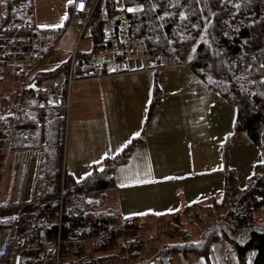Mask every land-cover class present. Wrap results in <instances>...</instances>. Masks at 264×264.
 <instances>
[{"label":"trees","instance_id":"1","mask_svg":"<svg viewBox=\"0 0 264 264\" xmlns=\"http://www.w3.org/2000/svg\"><path fill=\"white\" fill-rule=\"evenodd\" d=\"M12 4L10 2L9 6ZM96 7L86 32L91 51L105 44V16L119 7L128 11L134 33L144 38L151 52H171L172 47L181 45L184 32L204 26L205 38L196 43L188 66L235 105V130L244 132L262 154V161L256 164L245 187L237 186L232 170L225 173L220 202H225L228 208L197 240H190L189 234H193L187 231L189 234L179 242L163 244L154 255L132 263L171 264L173 253L208 255L213 243L224 240L234 250L240 264H246L249 259L251 264H264V71L260 66V62H264V0H101ZM32 10L33 3L29 12ZM3 23L7 26H0V44L26 35L30 30L24 17L16 11H8ZM82 54L83 57L88 55L87 52ZM67 66V61L62 62L34 79L39 82L63 70L66 73ZM34 91L44 95L30 90ZM159 102L155 89L147 119ZM47 123L51 125L49 136L55 155L50 166H46L45 160L43 166L46 167L41 171L54 177L49 183L51 187L38 200L33 194L31 201L21 206L16 216L5 224L14 229L19 264H109L112 255L104 253L111 249L125 250L118 242L121 231L116 228L117 214L94 209L90 200H82V195L113 187L114 166L126 161L141 137L132 138L117 156L105 158L102 171L94 169L76 180L64 169L61 182L63 121L47 118ZM40 182L42 180L38 184ZM70 183L75 186L73 190ZM259 210L263 212L262 217L255 221L254 214ZM88 239L94 241L87 248ZM140 244L138 237L131 239L125 251L135 258L141 250Z\"/></svg>","mask_w":264,"mask_h":264},{"label":"crops","instance_id":"2","mask_svg":"<svg viewBox=\"0 0 264 264\" xmlns=\"http://www.w3.org/2000/svg\"><path fill=\"white\" fill-rule=\"evenodd\" d=\"M72 4L73 1L68 4V9ZM66 22L59 28L61 33L55 44L69 27L70 38L75 35L73 27L68 20ZM90 49L91 43L87 50L81 51ZM125 65V71L105 77L99 105L88 115L82 112L87 80L74 82L70 99L72 111L66 158L74 165L93 161L100 162L103 167L105 158L117 156L132 138L141 137L126 161L114 166V186L103 192L89 193L93 208L127 217L171 214L186 205L219 201L223 196L225 173L232 170L237 180L235 168L229 165L235 105L196 75L186 62L177 70L156 69L153 72L143 70L139 59L127 60ZM116 69L113 59L106 61V72ZM55 84L54 88L58 90ZM155 89L160 102L147 119ZM42 92L55 109L54 103L59 96L50 98L47 89ZM209 147L221 151L223 172H200L191 167L203 159H210ZM12 163V157L6 156L5 164L11 169ZM173 166L180 168L173 172ZM66 172L76 180L84 177L77 178L74 170ZM145 180L150 182L144 183Z\"/></svg>","mask_w":264,"mask_h":264},{"label":"rangeland","instance_id":"3","mask_svg":"<svg viewBox=\"0 0 264 264\" xmlns=\"http://www.w3.org/2000/svg\"><path fill=\"white\" fill-rule=\"evenodd\" d=\"M71 1L74 2V0ZM10 2H13L12 6H9ZM31 3H33L32 13L29 12ZM69 3L70 0H0V26L3 28L7 26L6 23H3V19L8 11H16L24 17L26 23H28V27H30L29 29L35 28L36 26L40 29L62 28L67 24ZM118 4L122 5L120 2ZM203 30L204 26L193 32H184L180 39L182 42L181 45L172 47L169 51L174 53L179 60L188 62L193 55L196 43L205 38ZM52 31L54 32L53 37L41 40L40 50L35 54L33 63L24 65L16 64V66L13 62L9 60L7 62L3 60L4 58L0 57V92L10 93L18 90L26 81L34 78L36 75H41V72L44 70L55 68L58 64L70 57L77 43L75 35H72V38L69 36L71 28L69 27V29L63 31L56 44L54 42L59 32L57 30ZM28 33V35L32 34L33 30H29ZM12 41V38L7 40L4 46L15 48L14 46L16 45L11 44ZM89 44V39L84 36L77 49L79 51L82 49L87 50ZM260 63L264 71V62ZM116 74H119V72L106 77L115 76ZM105 81V77L100 80L87 79V92H84L85 100L82 106L83 113L87 112L88 115L98 107L99 98H101L102 94V83H105ZM54 83H57L58 90H55ZM75 84L69 89V108L64 118L62 141L64 155L62 153L59 172L61 182L64 178L63 164L69 173L74 170L77 178L84 176L86 172L102 167L100 162L95 163L93 161L87 162V164L74 165L70 158H66L67 140L70 137L68 134V124H70V114L72 111L69 104ZM40 85L47 89V94L50 98L63 95L67 90L64 70L53 77L41 80ZM29 121L28 114L19 112L16 119L11 123V129H8L9 131H0V260L8 258L12 263L14 257L12 254L8 255L7 251L8 246L14 243V229L5 226V224L16 216L21 206L31 201L33 194L37 200L44 196L48 188L51 187L49 184L50 181L54 179V177H48L41 171L46 166L52 164L53 160L51 158L55 155V148L49 136L51 134V125L45 122L38 130H32ZM43 133L44 136L42 135ZM230 135L232 136V148L229 165L235 168L237 186L243 188L247 185L255 165L262 161V156L258 147L244 132L235 130ZM40 140L46 142L43 152L31 157L22 154L24 150L36 145ZM89 140L90 135L87 130V142ZM207 151L210 154V159L208 161L203 159L202 162L191 167H195L200 172H223L224 163L221 151L219 150L217 152L215 147H209ZM9 155L13 161L11 165L12 169L5 164V157ZM45 160H47L46 166H43ZM179 168V166H173V172H177ZM39 180H42V182L38 184ZM69 187L71 190L75 188L73 183H70ZM60 193H63L62 188H60ZM82 196L84 202L90 200L89 195L87 196L85 194ZM227 208L225 202H220L219 200L218 202H212L207 205L190 204V206L171 214L139 215L133 219H126L117 215L118 224L116 228L121 231V235L118 238L119 244L124 246L126 250L129 240L137 239L138 237L141 240V250L135 258L132 253L129 255L125 250L121 252L119 249H111L104 254L112 255L109 264H133L132 262H137L154 255L157 249L163 244L179 242L182 237L186 236V233L189 234L187 231L193 234H189L190 240H197L199 234L206 227L211 223L214 224L219 221ZM262 214L263 212L261 210L256 212L254 214L255 221L260 220ZM92 241L94 240H87V248L91 247ZM172 259V264H240L234 250L224 240L213 243L208 255H183L181 253H175ZM246 264H251V260L249 259Z\"/></svg>","mask_w":264,"mask_h":264},{"label":"built area","instance_id":"4","mask_svg":"<svg viewBox=\"0 0 264 264\" xmlns=\"http://www.w3.org/2000/svg\"><path fill=\"white\" fill-rule=\"evenodd\" d=\"M98 1L74 0L70 11L69 23L74 29L77 43L68 61L66 71L67 90L63 95L59 96L58 101L54 104L56 109H51L50 104L43 98L25 89L30 83V80H28L20 89L14 92L0 93V131H9L12 121L16 119L20 111L28 114L32 130L40 128L46 109L51 110L46 116L50 118L60 117L64 120L69 108L68 97L71 85L77 81L102 79L110 75L106 73L104 68L105 62L110 58L116 62L117 70L114 73L125 69V61L133 58L141 60L143 70H176L184 64L178 61L173 53L163 50L155 53L150 52L146 47L144 38L134 33L129 13L123 8L117 9L106 17L103 34L105 44L83 57L77 47L87 31L89 21ZM32 30L33 33L28 36L12 38L11 44L16 45L14 46L15 48L4 46V43H1L0 57L7 62L8 60L13 62L15 65L33 63L35 54L40 50L41 40L53 37L54 32L52 30H42L38 27L32 28ZM41 89L44 90L43 87ZM2 124H6V126H2ZM45 146V142L38 141L36 145L27 148L22 154L28 157L37 155L44 150ZM7 252L8 255L12 254L14 257V243L8 246ZM0 264H12V262L5 258V260H0Z\"/></svg>","mask_w":264,"mask_h":264},{"label":"water","instance_id":"5","mask_svg":"<svg viewBox=\"0 0 264 264\" xmlns=\"http://www.w3.org/2000/svg\"><path fill=\"white\" fill-rule=\"evenodd\" d=\"M34 85H35V82H33L32 84H30L28 86V89H30L31 87H34ZM19 262H20V254L17 253L16 256H15L14 264H19Z\"/></svg>","mask_w":264,"mask_h":264},{"label":"snow or ice","instance_id":"6","mask_svg":"<svg viewBox=\"0 0 264 264\" xmlns=\"http://www.w3.org/2000/svg\"><path fill=\"white\" fill-rule=\"evenodd\" d=\"M70 2H71V0H70ZM136 135H139V133H137ZM129 143H130V141H129ZM126 146V145H125ZM119 151V150H118ZM101 171H102V169H101ZM144 183H148V182H150V181H147V180H145V181H143Z\"/></svg>","mask_w":264,"mask_h":264}]
</instances>
